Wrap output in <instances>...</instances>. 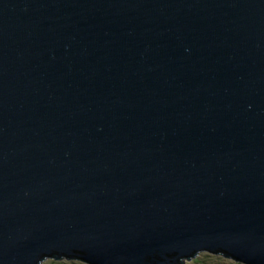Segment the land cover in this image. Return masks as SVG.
<instances>
[{"label": "water", "instance_id": "95a60500", "mask_svg": "<svg viewBox=\"0 0 264 264\" xmlns=\"http://www.w3.org/2000/svg\"><path fill=\"white\" fill-rule=\"evenodd\" d=\"M264 264V0H0V264Z\"/></svg>", "mask_w": 264, "mask_h": 264}, {"label": "rangeland", "instance_id": "374dc122", "mask_svg": "<svg viewBox=\"0 0 264 264\" xmlns=\"http://www.w3.org/2000/svg\"><path fill=\"white\" fill-rule=\"evenodd\" d=\"M237 263L234 259L225 257L222 254H213L208 252H201L198 256L193 259L187 261L185 264H233ZM43 264H88L82 260L74 259H55V258H47Z\"/></svg>", "mask_w": 264, "mask_h": 264}, {"label": "trees", "instance_id": "16d2710c", "mask_svg": "<svg viewBox=\"0 0 264 264\" xmlns=\"http://www.w3.org/2000/svg\"><path fill=\"white\" fill-rule=\"evenodd\" d=\"M233 264H243V263L237 262V263H233Z\"/></svg>", "mask_w": 264, "mask_h": 264}]
</instances>
